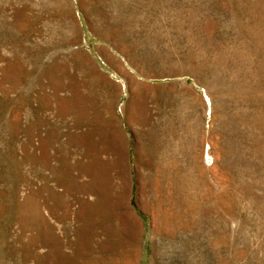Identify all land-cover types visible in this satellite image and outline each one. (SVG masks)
Listing matches in <instances>:
<instances>
[{
    "label": "rangeland",
    "instance_id": "1",
    "mask_svg": "<svg viewBox=\"0 0 264 264\" xmlns=\"http://www.w3.org/2000/svg\"><path fill=\"white\" fill-rule=\"evenodd\" d=\"M0 264H264V0H0Z\"/></svg>",
    "mask_w": 264,
    "mask_h": 264
}]
</instances>
